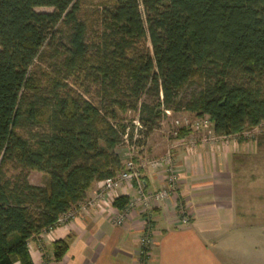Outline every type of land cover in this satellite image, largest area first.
I'll return each instance as SVG.
<instances>
[{"label": "trees", "instance_id": "1", "mask_svg": "<svg viewBox=\"0 0 264 264\" xmlns=\"http://www.w3.org/2000/svg\"><path fill=\"white\" fill-rule=\"evenodd\" d=\"M99 18L90 45L79 0H0V264H35L31 240L124 169L117 149L134 133L121 112H139L147 137L165 111L181 109L209 116L217 136L264 123V0H113ZM48 51L65 59L63 78L45 84L33 68ZM195 80L200 91L179 100ZM92 86L99 103L84 97ZM36 126L43 133H20ZM32 171L48 185L32 184ZM128 203L120 196L114 206ZM71 241L54 243L57 259Z\"/></svg>", "mask_w": 264, "mask_h": 264}, {"label": "crops", "instance_id": "2", "mask_svg": "<svg viewBox=\"0 0 264 264\" xmlns=\"http://www.w3.org/2000/svg\"><path fill=\"white\" fill-rule=\"evenodd\" d=\"M255 133L203 142L206 130L193 132L195 147L179 144L173 149L178 189L155 204L150 221L138 207L122 225L115 223V199L126 196L131 201L137 196L135 188L125 184L89 211L80 210L75 219L31 240L35 264H142L141 237L150 225L153 246L146 264H264V250L257 245L264 238L241 233L247 225H264L262 164L255 161L262 140ZM162 140L149 139L138 160L148 191L166 185L165 169L148 164L167 151L168 141ZM102 184L94 183L87 199L94 198ZM181 204L191 217L189 225L179 221ZM232 226L238 232L226 233ZM67 237H72L70 247L59 260L54 243Z\"/></svg>", "mask_w": 264, "mask_h": 264}, {"label": "rangeland", "instance_id": "3", "mask_svg": "<svg viewBox=\"0 0 264 264\" xmlns=\"http://www.w3.org/2000/svg\"><path fill=\"white\" fill-rule=\"evenodd\" d=\"M79 2L81 5V19L83 21H85L88 25L87 42L90 45L97 44L99 42L100 35L103 31L102 25L100 22V18H99V13L105 5H111L113 0H79ZM37 11H52V9H50V8H38ZM143 45L147 49L152 51V45H151L149 40L145 41L143 43ZM64 59H65V56L63 53H61V52L53 53V51H50V52L48 51L45 53V56H43L42 59L37 61L35 68H33V72L36 73L37 79L42 80L45 84H48V80L50 77H53L54 79L56 77L62 79L63 74H60V71H58V69H60V67H61L60 64L64 62L63 61ZM56 67H58V69H56ZM68 83H69L70 87H72L75 91H77V94H83V91H84L83 88L80 86V83H78V84L75 83L74 78L68 79ZM200 83L201 82L199 80H195L191 84H189L181 92L179 100H181L184 103L190 101L192 96L194 94H197L200 91V89H201ZM87 85H88V83H87ZM91 91L92 92L90 95L84 94V97L86 99H88L89 101H91L92 103H99V99L97 98L96 88H94L92 86ZM143 101L152 102L153 98H151L150 96H145L143 98ZM167 112L168 111H165L166 116L163 117L159 126L155 130H153L152 132L149 133L148 137L146 136L147 129L143 128L142 123L139 120V112H129L128 111V112H124V113L121 112L120 113L121 123H126L127 125H129V128L131 130H133V133H134L132 140H130L126 136L125 143H123L117 149V152L119 153V155L121 156V158L124 161V169L122 171H125L127 168L126 165L128 162V157L129 156L132 157L131 155H133V157L135 158V161L137 162L136 163L137 166L141 170L143 179L145 180L143 168L141 167V165H139L138 160L140 159L142 154H144L146 152L149 139L153 140L156 137H159V139H161V140L163 139V140L168 141L167 151L162 156H160L158 158L163 157L164 155H166V153H168V151L171 147L176 148L179 146V144L189 146L190 148L193 147V146H191L192 145L191 141H195V139H192L191 137H194L192 135L193 132H195L194 130H192L191 133L187 137H184V138H179V136H175L174 134H172V131L174 128V120L182 119V118H184V116L191 117L192 119L196 118V117L193 114L186 111L185 109H181V110H177V111L176 110L175 111H169L170 113H167ZM44 129L45 128H43L41 126H38V127L36 126L35 128H31V127L25 128L24 127L20 130V133L26 137H29L31 135L35 136V135H38L40 133H43ZM130 129L127 130V133L131 135L132 133H131ZM253 131L256 132L255 138L256 139L259 138L262 140L261 146H260V151H259L260 153L257 155V158L255 159V161L262 164V168H261L262 179L264 180V123L261 124L260 126L256 127V128H254V129H248V130H245L244 132H242L240 134L232 135V137H236L238 139H242L245 137L249 138V137H251L249 135ZM202 137H203V134H202ZM227 137H231V136H227ZM173 155H174V152H173ZM158 158H155V159H158ZM174 159H175V157H174ZM152 160H154V159H152ZM29 180L34 185L46 186V185H48V182H49V176L47 174H44V173L39 172V171H32V172H30ZM102 186H103V184H102ZM91 200L87 199L85 202L78 205V207H75L70 212H68L67 213L68 220L64 221V223H67L70 220L75 219L78 216L79 211L80 210L83 211V209H82L83 206H86V208H85L86 210H84V212L89 211V209L92 208L91 206H89ZM262 202L264 203V200H262ZM127 205L125 207H127ZM135 209H137V208H133L131 211L133 212V210H135ZM182 210L184 212L186 211V213L188 214V212L184 206H183ZM131 211L128 212V215H130L132 213ZM128 215H127V217H128ZM188 216H189V214H188ZM150 219H151V217L147 218L148 221H150ZM190 219H191V217H190ZM57 225H61V223H57ZM57 225H56V227H57ZM247 226L248 227H245L243 232H241L242 234L245 235V237H248L250 235H255V236L264 238V225L257 226V227L256 226L250 227L249 225H247ZM148 230L149 231L145 232L144 235H152L151 225H150ZM237 230H239L238 227H233V226L225 228L226 233L229 231L238 232ZM47 231H49V230H47ZM45 232L46 231H43L39 236H37L35 238H39ZM35 238H33V239H35ZM151 240H152V238H151ZM257 245L260 246L259 247L260 249L264 250V241L257 243ZM152 246H153V240H152ZM148 258H149V256H148Z\"/></svg>", "mask_w": 264, "mask_h": 264}, {"label": "built area", "instance_id": "4", "mask_svg": "<svg viewBox=\"0 0 264 264\" xmlns=\"http://www.w3.org/2000/svg\"><path fill=\"white\" fill-rule=\"evenodd\" d=\"M167 113H170L169 111ZM182 129H191L194 131H202L206 130L207 135L203 142H207L209 140L218 141L219 139H226L227 136H217L213 129V123L209 116H205L203 118H191L188 116H184L182 119L174 120V128L172 134L178 136ZM208 129V130H207ZM193 147L197 145L196 140L191 141ZM175 148V147H174ZM173 147H171L161 158L154 159L149 161V165L155 169H165L167 173L166 178V185L164 188L158 191H148L145 180L143 179L141 170L137 166V162L133 155L132 157H128V162L126 165V170L120 172L117 176L112 178H107L103 181V188L100 189L99 192L95 195L94 198L90 201L89 206H95L98 202L105 200L106 196L111 193L115 192L119 188H121L125 184H129L135 188L137 191V196L131 200L127 207L122 210H118L116 214L115 223L118 225H122L128 215L133 208L140 207L143 211H145L147 218L151 217L155 204L157 202H162L168 199L172 193L176 192L178 189V168L174 159L173 155ZM129 155V154H128ZM86 206H83L82 209H85ZM183 205L179 207V216H180V223L182 225H189L191 222L190 217L183 210ZM185 210V209H184ZM70 215V214H69ZM68 217L67 214L60 218L58 223L64 224V221H67ZM152 247V240L150 235H143L141 238V255L148 258L149 251ZM144 262H142L143 264Z\"/></svg>", "mask_w": 264, "mask_h": 264}]
</instances>
